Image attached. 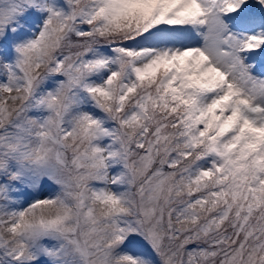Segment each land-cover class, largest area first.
Instances as JSON below:
<instances>
[{
  "label": "snow or ice",
  "instance_id": "snow-or-ice-1",
  "mask_svg": "<svg viewBox=\"0 0 264 264\" xmlns=\"http://www.w3.org/2000/svg\"><path fill=\"white\" fill-rule=\"evenodd\" d=\"M0 264H264V0H0Z\"/></svg>",
  "mask_w": 264,
  "mask_h": 264
}]
</instances>
